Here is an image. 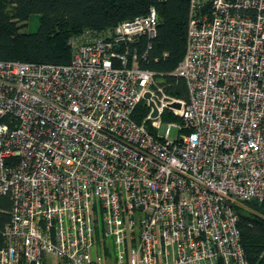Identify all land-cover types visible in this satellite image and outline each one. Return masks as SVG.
Masks as SVG:
<instances>
[{"label": "built area", "instance_id": "built-area-1", "mask_svg": "<svg viewBox=\"0 0 264 264\" xmlns=\"http://www.w3.org/2000/svg\"><path fill=\"white\" fill-rule=\"evenodd\" d=\"M156 22L84 36L65 64L0 60V264H247L233 205L264 203V0H189L186 101L140 65Z\"/></svg>", "mask_w": 264, "mask_h": 264}, {"label": "trees", "instance_id": "trees-1", "mask_svg": "<svg viewBox=\"0 0 264 264\" xmlns=\"http://www.w3.org/2000/svg\"><path fill=\"white\" fill-rule=\"evenodd\" d=\"M150 7L157 14L156 34L149 46L145 43L146 57L140 65L155 73V83L166 95L186 101L185 80L175 69L184 54L189 0H0V60L69 63L76 43L84 36L103 35L118 22L147 13ZM32 15L37 16V28L23 30ZM148 111L142 100L132 117L156 133L145 119ZM161 115L164 120L177 119L166 109ZM244 204L250 206L234 204L233 208L245 259L247 264H264V203L251 200ZM11 205L10 196L0 194V247Z\"/></svg>", "mask_w": 264, "mask_h": 264}, {"label": "rangeland", "instance_id": "rangeland-1", "mask_svg": "<svg viewBox=\"0 0 264 264\" xmlns=\"http://www.w3.org/2000/svg\"><path fill=\"white\" fill-rule=\"evenodd\" d=\"M37 24H38V19H37V16L36 15H32V17L30 18V20L28 21V23L26 25H24L22 28L23 30L25 31H34L36 28H37ZM160 77H157L156 78V81L159 82ZM166 111L172 115V116H175L177 119H170V120H164L162 118V115L160 116V119H161V122L163 123H166L168 121L170 122H175V123H179V120H180V114L177 113L175 114L171 109H166ZM152 125V124H151ZM153 127V125H152ZM154 128V127H153ZM155 129V128H154ZM156 130V129H155ZM157 131V130H156ZM180 133V131H178V128L176 126H171L169 131H168V139H175L178 134ZM241 207H244V208H248V206H250V204H243V205H240ZM99 225L97 227V236L100 234L99 232ZM109 247V246H108ZM59 262H61L60 264H68L66 262H63V261H60V260H57L56 258L54 257H51V256H48L46 259H44V264H59Z\"/></svg>", "mask_w": 264, "mask_h": 264}, {"label": "water", "instance_id": "water-1", "mask_svg": "<svg viewBox=\"0 0 264 264\" xmlns=\"http://www.w3.org/2000/svg\"><path fill=\"white\" fill-rule=\"evenodd\" d=\"M149 96H150V94L148 91L144 93L145 98H149ZM148 103H149V106L151 107L150 117L154 120L156 118V116L158 115V109H157L155 103L151 99H149ZM170 106L178 108L180 106V103L178 101H174V102L170 103Z\"/></svg>", "mask_w": 264, "mask_h": 264}]
</instances>
